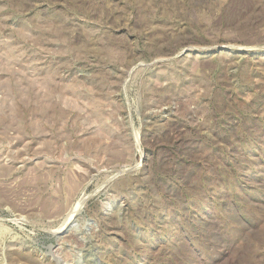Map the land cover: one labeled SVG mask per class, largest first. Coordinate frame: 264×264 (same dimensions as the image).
<instances>
[{
  "label": "rangeland",
  "instance_id": "1",
  "mask_svg": "<svg viewBox=\"0 0 264 264\" xmlns=\"http://www.w3.org/2000/svg\"><path fill=\"white\" fill-rule=\"evenodd\" d=\"M0 264H264V0H0Z\"/></svg>",
  "mask_w": 264,
  "mask_h": 264
}]
</instances>
